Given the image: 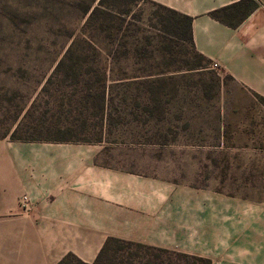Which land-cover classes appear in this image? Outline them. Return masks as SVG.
Returning a JSON list of instances; mask_svg holds the SVG:
<instances>
[{
  "label": "rangeland",
  "instance_id": "obj_1",
  "mask_svg": "<svg viewBox=\"0 0 264 264\" xmlns=\"http://www.w3.org/2000/svg\"><path fill=\"white\" fill-rule=\"evenodd\" d=\"M186 34L147 0H0V140L76 135L178 182L264 196V104L228 123L237 87ZM122 245L135 264H202Z\"/></svg>",
  "mask_w": 264,
  "mask_h": 264
},
{
  "label": "crops",
  "instance_id": "obj_2",
  "mask_svg": "<svg viewBox=\"0 0 264 264\" xmlns=\"http://www.w3.org/2000/svg\"><path fill=\"white\" fill-rule=\"evenodd\" d=\"M147 1L189 17L193 50L237 87L228 123L262 108L264 0ZM104 150L0 140V264H56L68 253L92 263L109 239L210 264H264L263 195L178 182Z\"/></svg>",
  "mask_w": 264,
  "mask_h": 264
},
{
  "label": "trees",
  "instance_id": "obj_3",
  "mask_svg": "<svg viewBox=\"0 0 264 264\" xmlns=\"http://www.w3.org/2000/svg\"><path fill=\"white\" fill-rule=\"evenodd\" d=\"M169 10V9H167ZM170 12L176 14L174 11L169 10ZM213 16L218 17V14L216 12L212 13ZM177 16H180L181 18H183L186 21V40L190 43L191 38H190V18L189 17H185L179 14H176ZM191 44V43H190ZM73 52V48L71 45H69L66 50L64 51L63 55L61 56V58L58 61V64H60L62 62L63 59H66L68 56H70V54ZM59 133H63V131L58 130ZM65 134V133H64ZM13 139H20V140H45V141H55V142H61V141H75V142H92L89 141L85 138H80L76 135H68L65 137V135L63 137H59V136H55V137H40V136H27V137H11ZM122 244H133V245H138V246H142L140 244H134V243H130V242H123V241H119L117 239H109L106 244L105 247L103 248L101 253H98L96 259L92 262V263H86L83 262L82 260H80L79 258L75 257L74 255L68 253L66 254L63 258H61L56 264H65L67 262H74L75 264H102L101 259H103L105 256H107V253H103L106 248L113 250V254H112V259H117L116 263L117 264H135L133 262L132 256L130 253L128 254H124L121 253L120 255H117V251L121 250L122 248ZM112 246V247H111ZM152 248V247H150ZM160 250V249H159ZM163 251V250H161ZM179 255L182 256H186V257H192L194 259H196L197 261H201L202 264H210V260L206 259V258H201V257H196V256H189L186 254H182V253H177Z\"/></svg>",
  "mask_w": 264,
  "mask_h": 264
},
{
  "label": "built area",
  "instance_id": "obj_4",
  "mask_svg": "<svg viewBox=\"0 0 264 264\" xmlns=\"http://www.w3.org/2000/svg\"><path fill=\"white\" fill-rule=\"evenodd\" d=\"M211 66L213 67V68H218V64L217 63H211ZM23 200H25V198L23 197Z\"/></svg>",
  "mask_w": 264,
  "mask_h": 264
}]
</instances>
